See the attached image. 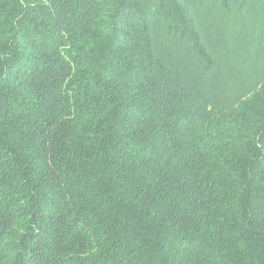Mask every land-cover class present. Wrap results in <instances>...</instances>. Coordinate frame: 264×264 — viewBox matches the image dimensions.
Segmentation results:
<instances>
[{
	"label": "trees",
	"instance_id": "obj_1",
	"mask_svg": "<svg viewBox=\"0 0 264 264\" xmlns=\"http://www.w3.org/2000/svg\"><path fill=\"white\" fill-rule=\"evenodd\" d=\"M264 0H0V264H264Z\"/></svg>",
	"mask_w": 264,
	"mask_h": 264
},
{
	"label": "rangeland",
	"instance_id": "obj_2",
	"mask_svg": "<svg viewBox=\"0 0 264 264\" xmlns=\"http://www.w3.org/2000/svg\"><path fill=\"white\" fill-rule=\"evenodd\" d=\"M264 66V64H262Z\"/></svg>",
	"mask_w": 264,
	"mask_h": 264
}]
</instances>
